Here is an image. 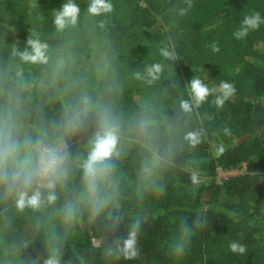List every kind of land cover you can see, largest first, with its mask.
<instances>
[{
	"label": "trees",
	"instance_id": "obj_1",
	"mask_svg": "<svg viewBox=\"0 0 264 264\" xmlns=\"http://www.w3.org/2000/svg\"><path fill=\"white\" fill-rule=\"evenodd\" d=\"M66 2L0 0V133L19 145L6 170L35 171L43 143H66L53 201L52 177L11 189L0 180V264H44L54 253L59 264H264V23L242 40L233 35L246 15L264 20V0H109L113 10L96 16L91 0H74L76 25L57 31L53 9ZM37 37L47 61L26 62L20 53ZM153 63L163 72L149 83L144 67ZM193 76L217 90L185 113ZM221 81L236 91L218 108ZM102 121L117 127L118 154L93 193L83 165ZM201 129L193 145L188 134ZM243 166L215 179L218 167ZM35 190L41 207L19 209L18 193ZM197 215L204 223L193 228ZM137 218L139 254L126 259ZM192 228L185 253L173 255ZM233 241L245 253L232 252Z\"/></svg>",
	"mask_w": 264,
	"mask_h": 264
},
{
	"label": "clouds",
	"instance_id": "obj_2",
	"mask_svg": "<svg viewBox=\"0 0 264 264\" xmlns=\"http://www.w3.org/2000/svg\"><path fill=\"white\" fill-rule=\"evenodd\" d=\"M89 14L96 16L109 13L113 10L112 4L109 0H91L88 6ZM183 11L182 14L185 13ZM80 13V7L74 2V0H67L63 3L59 10L53 9V26L57 31H62L66 27L75 26ZM264 23L258 12L251 15H246L237 31L233 33L237 40H242L249 35L251 31L258 30L260 25ZM30 48L31 51H28ZM27 48L24 52L20 53L21 58L26 62L31 63H45L47 61L46 50L47 44L42 43L37 37L35 39H28ZM214 51H219L216 45H213ZM160 55L168 60H176V53L174 50H170L168 47L160 49ZM163 72V65L161 63H153L145 65L144 73L149 77V83L159 79ZM137 76L140 73L136 74ZM188 90V99H182L180 101V108L185 113H192L202 104L208 101V97L212 95L217 89L215 87H209L199 77L193 76L190 82L186 85ZM220 95H217L213 100V103L218 107L222 108L227 100H229L235 94V87L233 84L225 81H221L218 86ZM200 132H190L188 138L193 145L200 142ZM118 135L117 127L110 121H102L100 130L96 133L93 142L92 149L83 165L84 175L88 183L89 190L94 193L98 178L106 174L105 161L110 160L113 155L118 154L117 149ZM19 151V145L11 137L9 131L6 135L0 133V180L8 182L10 189L17 182L21 181L25 186H30L33 175L39 174L44 177H52L49 179L47 188L49 189L48 201L51 202L55 199L54 192L55 179L58 178L59 158L56 153V149L52 148L48 152L42 155L40 168L32 171L27 168H21L20 170L13 172L11 175L6 170L7 164L12 161L15 162L17 153ZM223 151V149H221ZM28 162L25 161V165ZM191 180L194 185L200 184V173L197 169L193 168L191 171ZM162 194V193H161ZM41 192L39 190L33 191L31 195L27 191H21L18 193L17 207L24 209L25 207H31L38 209L41 207L43 201L41 198ZM204 223V218L201 215H197L194 221V227H200ZM142 221L137 218L131 224L128 232V238L123 241L121 251L123 252L126 259L136 258L139 254L137 247L138 236L140 232ZM193 228L187 231V244L179 243L176 245L173 255L179 257L182 256L189 244V238L193 231ZM229 247L232 252L243 254L246 249L245 246L238 242H230ZM44 264H59L58 255L54 253L48 259L45 260Z\"/></svg>",
	"mask_w": 264,
	"mask_h": 264
},
{
	"label": "built area",
	"instance_id": "obj_3",
	"mask_svg": "<svg viewBox=\"0 0 264 264\" xmlns=\"http://www.w3.org/2000/svg\"><path fill=\"white\" fill-rule=\"evenodd\" d=\"M66 143L64 141H59L58 143H56L55 145H49V144H46V143H43L40 147H39V153H38V162H37V169L40 168V165H41V157L43 154H45L46 152H48L50 149L52 148H55L56 149V153H57V156H58V152L59 150L65 146ZM59 158V157H58ZM44 176H41L38 174L37 178L35 179V183L40 185V184H45V180H44ZM94 243L95 244H98V240H95L94 239Z\"/></svg>",
	"mask_w": 264,
	"mask_h": 264
},
{
	"label": "rangeland",
	"instance_id": "obj_4",
	"mask_svg": "<svg viewBox=\"0 0 264 264\" xmlns=\"http://www.w3.org/2000/svg\"><path fill=\"white\" fill-rule=\"evenodd\" d=\"M245 171H246V169L244 166L241 168H231V169H222V168L218 167L216 174H215V179L217 181H219L220 179L227 177L229 175L238 174V173H242V172L245 173ZM204 177L209 178V175H204ZM71 206L76 207V205L74 203H71Z\"/></svg>",
	"mask_w": 264,
	"mask_h": 264
}]
</instances>
